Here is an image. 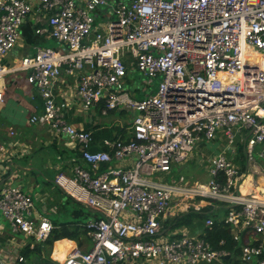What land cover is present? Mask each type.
<instances>
[{
  "label": "built area",
  "instance_id": "2783aa9c",
  "mask_svg": "<svg viewBox=\"0 0 264 264\" xmlns=\"http://www.w3.org/2000/svg\"><path fill=\"white\" fill-rule=\"evenodd\" d=\"M107 5L108 0H0V81L9 70L26 73L42 100L29 123L66 137L81 160L71 175L59 171L53 182L93 212L81 224L88 248L74 245L62 260L50 254L47 264L220 261L231 252L214 249L204 231L191 234L186 225L165 224L168 216L199 210L204 200L226 208L220 220L239 243L235 263L264 264V188L254 179L243 187L247 174H261L255 168L256 146L264 164V0H118L114 18L97 24L93 12ZM31 13L43 15L48 37L61 47H38L7 68L3 60ZM130 69L148 77L143 87L159 77L156 90L132 95L124 88L132 80ZM64 75L75 77L83 110L130 111L129 138H106L102 148H93V132L65 118L69 102L59 98ZM205 140L220 142L216 153L200 156L207 183H191L183 175L162 180ZM238 145L245 154L242 172L234 162ZM12 148L17 144L0 142V158ZM132 155L130 167L120 165ZM51 211L37 209L21 186H0V228L22 236L5 252L10 264L25 262L22 249L35 246L29 239L41 243L50 237L54 226L46 214ZM203 223L212 226L214 217Z\"/></svg>",
  "mask_w": 264,
  "mask_h": 264
},
{
  "label": "crops",
  "instance_id": "0c3cea01",
  "mask_svg": "<svg viewBox=\"0 0 264 264\" xmlns=\"http://www.w3.org/2000/svg\"><path fill=\"white\" fill-rule=\"evenodd\" d=\"M117 1L118 0H108V5L106 7L93 12L94 17L98 18L97 16L103 15L104 12L107 11V8L115 5ZM120 1L124 3L130 2V0ZM96 23L98 24L100 22L96 21ZM37 28L41 29L42 32L36 33L35 30ZM46 29L47 26L41 13L40 15H38V13L29 14L20 27V36L17 44L7 53L3 60L7 68L14 69L19 65L20 59L23 56L33 55L36 49L38 47H43V45H45V48H60V43H58L56 40L52 41L53 38L48 37ZM62 78L64 79V81L62 83V90L59 98H65L69 102L67 110L65 112V118L70 124L76 126L77 128L90 130L93 132L94 136L98 134V137H94L95 144L93 148H102V140L106 138H120L124 140L129 138L127 136H129L131 115L128 111H125L123 109L113 110L108 112V114L113 113L114 111H118L119 115L106 118L102 117L95 107H92L89 110H83L79 106L76 98L75 77L64 75V77ZM25 79V72L19 70H9L0 81V90H3L4 93L3 102H0V142L4 143L5 145H13L14 143L17 144V149L12 148L13 151H9L8 149L5 153L2 154V157L0 158V186L6 184L21 186L27 193L31 195L32 198L33 196H35L36 201L34 200V202L36 208L41 210L48 206L46 205L48 196L43 195V192H34L36 188H40L39 190L43 191L39 183H53L54 177L59 171H62L67 175H71V161L76 160V162H79L81 160L80 157H76L73 152L75 158L69 161L70 156H67L66 153H69L71 151L70 148L75 149V147L71 143H69L68 146H65L64 136L54 135L46 125L29 123V116L33 113H38L41 111L42 100L40 97H38L40 99H37V91L34 87L29 86L26 83ZM10 130L14 132L13 137L9 135ZM197 145L199 156H201L202 154L210 155L218 151L220 142H218V140H205L199 142ZM25 149L27 150V152H23V150ZM49 155H52V157L49 158ZM242 158L243 157L241 155H238L237 153V157L234 160L239 168V171L241 172L246 168V163L243 160L244 158ZM133 159V155L127 156L120 163V165L128 168L130 167ZM112 165H117V163L112 162ZM263 165V161L257 158L255 168H257L261 172V174H247L246 180H243L244 190L248 189L250 179L256 180L255 184H257V186L261 189L264 188ZM84 167L88 168L89 166L85 164ZM50 178H52V180ZM155 180L159 181L160 179L155 178ZM60 193L63 192L60 191ZM56 202L60 203L59 196L57 195L55 196V200L53 202L50 203L49 201V204H51V208H56V211H58L59 204L57 205ZM205 206H212L210 211H213V214L217 215V217L220 219L223 218L226 214V210L221 208L218 203L204 200L202 205H200L199 210H201ZM191 210L199 211L190 207L188 211ZM187 212L180 213L176 216H168L166 221L170 222L175 217ZM51 214L53 213L48 212L46 215L55 227V225H57L59 221L52 218ZM0 223H4L1 213ZM167 226H169V224ZM187 227L191 234H199L203 231V226L195 225L193 228L190 226ZM7 231H9L7 227L0 228V264H10V256L6 255L5 252H10L9 250H11L12 245L18 243L19 239H21L22 237L19 234H17V237H11L10 233H8ZM61 240L65 241L61 242ZM66 241L70 244H73L71 242L73 241L74 245H77L76 241H70V239L63 238L55 241L53 245H51V248L49 250L50 254L55 253L54 251H56V244H62V247L64 246V248H67L68 243ZM86 241H84L81 246L88 248L86 246ZM235 262L236 252H231V254L227 256V258L224 257L220 261L215 260L209 263L198 262L196 264H236ZM25 263L26 258L25 262L21 264ZM115 264L142 263L141 261H118L115 262Z\"/></svg>",
  "mask_w": 264,
  "mask_h": 264
},
{
  "label": "rangeland",
  "instance_id": "374dc122",
  "mask_svg": "<svg viewBox=\"0 0 264 264\" xmlns=\"http://www.w3.org/2000/svg\"><path fill=\"white\" fill-rule=\"evenodd\" d=\"M112 7L111 6L108 7L107 11L104 12L103 15L97 16L98 18L95 17V22L96 21L105 22L109 19L114 18ZM52 41H55V40L53 39ZM44 46L45 45H43V47ZM129 72H131L129 74V78L132 80L130 82H126L124 85V88L129 90V92L132 95H135L136 97L146 96V95H150L151 93H153L156 90V86L158 84L159 77L154 78L151 85L143 87L142 82L145 80H148V77H145L141 72H139L136 69H130ZM26 83L29 86H31L27 81H26ZM129 113H130V111H129ZM118 115H119L118 111H114L113 113H109L108 115H101V116L106 117V118H110L111 116L115 117ZM64 138H65V146L66 145L68 146L69 142L67 141L66 137H64ZM197 146L198 145L196 144L194 150L192 151L193 156L190 160H188V161H186L180 165H175L174 168L172 169L173 174L169 175V176L162 177V180H171L172 177H179L180 175H184L186 177V179L188 178V180L191 183L196 182V180H198L197 182L207 183L208 180L210 179V176L206 170V163L203 162L201 160V157L199 156ZM237 149H238V152H237L238 155H241L244 158L245 154H244V151L242 150V147L240 145H238ZM70 150L71 151L69 153H66L67 156H70L69 161H71L73 158H75V155H76V157L79 156L77 149H71L70 148ZM258 150H259V146H256L254 149V155L256 158H258V156H257ZM73 152L75 155L73 154ZM207 154H209V153H207ZM48 157L51 158L52 155H49ZM75 162H76V160L71 161V164H70L71 173H72ZM84 165L85 164H83V166ZM85 168L88 169L90 172H92V170L89 167L88 168L85 167ZM102 169H103L102 165H100L98 171H101ZM50 179L52 180V178H50ZM39 184H40L41 188L43 189V191H40L39 190L40 188L39 189L36 188V190L34 192H43V195L48 196V199L46 200V205H48V206H46L47 210L51 211V204H49V201L51 203L55 200L56 195L59 196L60 203L56 202L57 205L59 204V210L58 211H56V210L51 211L53 213V214H51L52 218L58 220L59 222H65V221L70 222V219H74L73 211L78 208V204L75 203L77 201L74 202L72 199L68 198L67 195L60 193L61 189L54 182L53 183L48 182L46 184L45 183L44 184L39 183ZM53 195H54V199H53ZM33 198L36 201L35 196H33ZM50 198H52V199H50ZM81 204H83V203H81ZM83 205L86 208H88L85 204H83ZM88 218H90L89 215L83 217V219H82L83 222H85ZM83 222H81V223H83ZM7 232L10 233L11 237H17V235L11 233V231H7ZM9 239H12V238H9ZM30 240H32V242L35 244V247L38 246L40 248L41 255H42V256H40L41 258H45L44 255L47 256V254L50 253L49 250L51 248V245H49L48 243H45V242L40 243L39 241L35 242L34 239H30ZM30 249H33V248H30ZM54 252L55 253L52 254V257H54L55 259H61L64 256V251H57L56 250ZM33 256L34 255H32L31 257H33ZM25 264H29V262L26 260Z\"/></svg>",
  "mask_w": 264,
  "mask_h": 264
},
{
  "label": "trees",
  "instance_id": "16d2710c",
  "mask_svg": "<svg viewBox=\"0 0 264 264\" xmlns=\"http://www.w3.org/2000/svg\"><path fill=\"white\" fill-rule=\"evenodd\" d=\"M37 99H40V95L36 94ZM94 135V134H93ZM98 135V134H97ZM95 135V136H97ZM94 136V137H95ZM98 137V136H97ZM69 198V197H68ZM71 199V198H70ZM73 200V199H72ZM75 202V200H73ZM213 202V201H212ZM78 204V208L73 211L74 219H70V222H58L57 225L53 228L50 237L45 241L49 245H53V243L60 239H70L77 242L78 246H81L84 241L87 240L86 230L81 227V222H83V217L87 215H91L93 212L89 208H86L83 204L79 202H75ZM213 205V204H211ZM221 208L225 209L224 204H219ZM212 206H205L199 211H188L185 214H181L170 222L166 221V225L174 226V225H186L190 227L196 226H203L202 230L205 233V238L211 243L214 249H227L230 252H239V243L232 239L231 231L228 225L224 224L217 215L213 214V211H210ZM207 216L214 217V223L212 226L205 227L203 224L205 218ZM202 224H201V222ZM199 222V223H196ZM223 239L225 243L223 245H219V241ZM73 244L74 242L71 241ZM22 253L29 264H47L52 263L50 259V253L47 256L44 255L45 258H41V251L40 248L33 247L30 249L28 246L24 247ZM34 255L33 257H31Z\"/></svg>",
  "mask_w": 264,
  "mask_h": 264
},
{
  "label": "bare ground",
  "instance_id": "6f19581e",
  "mask_svg": "<svg viewBox=\"0 0 264 264\" xmlns=\"http://www.w3.org/2000/svg\"><path fill=\"white\" fill-rule=\"evenodd\" d=\"M259 60H260V58H259ZM62 241H65V240H61V242ZM67 242V241H66ZM68 243V247L67 248H64V246L62 247V244H56V250L57 251H64V256L61 258V259H57V260H62V259H64V257H65V255H66V253L68 252V250L69 249H71L73 246H74V244H70L69 242H67ZM59 249V250H58Z\"/></svg>",
  "mask_w": 264,
  "mask_h": 264
},
{
  "label": "water",
  "instance_id": "95a60500",
  "mask_svg": "<svg viewBox=\"0 0 264 264\" xmlns=\"http://www.w3.org/2000/svg\"><path fill=\"white\" fill-rule=\"evenodd\" d=\"M225 258H227V256H225Z\"/></svg>",
  "mask_w": 264,
  "mask_h": 264
}]
</instances>
